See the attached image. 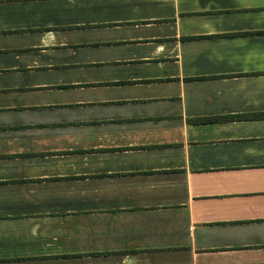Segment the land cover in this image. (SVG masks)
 Here are the masks:
<instances>
[{
  "label": "crops",
  "instance_id": "obj_1",
  "mask_svg": "<svg viewBox=\"0 0 264 264\" xmlns=\"http://www.w3.org/2000/svg\"><path fill=\"white\" fill-rule=\"evenodd\" d=\"M0 264H264V0H0Z\"/></svg>",
  "mask_w": 264,
  "mask_h": 264
}]
</instances>
